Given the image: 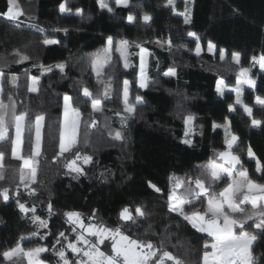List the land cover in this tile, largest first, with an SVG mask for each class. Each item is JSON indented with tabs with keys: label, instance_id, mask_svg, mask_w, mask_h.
<instances>
[{
	"label": "trees",
	"instance_id": "1",
	"mask_svg": "<svg viewBox=\"0 0 264 264\" xmlns=\"http://www.w3.org/2000/svg\"><path fill=\"white\" fill-rule=\"evenodd\" d=\"M61 2L18 0L23 14L15 21L0 18V69L9 76L18 77L15 85L5 83L2 99L17 115L27 111L33 125L31 138L28 127L25 128L22 155L27 157L34 149L35 116L45 117L36 181H29L28 190L20 183L21 170L26 177L28 170L22 160L11 156V140L0 141V151L5 153V181H0V188L10 189L8 201L0 196V253L15 247L17 242L25 249L36 246L51 249L59 232L74 240L72 225L63 215L68 211H78L87 217L96 209V223L124 229L119 217L122 208L137 205L143 206L149 215L135 225L128 224L130 230L127 232L155 243L166 238V250L179 255L188 264L203 253L209 236L193 228L179 213L169 211L170 177L173 174L178 178L188 174L195 178L201 176L214 153L227 148L224 128L213 130L214 122L223 125L226 119L231 121L230 130L239 138L233 146L234 152L247 166L251 177L264 183V171L257 172L256 160L247 155V148L251 146L256 157L264 163V124L251 125L252 118L264 121V108L255 104L256 95L264 96V69H260L258 63L253 65L251 60L252 56L264 52V0H195L189 25L184 24L182 16L165 6L166 0H130L127 8L113 4V13L101 10L97 0H69L71 14L60 13ZM7 6V0H0V13H4ZM184 7L183 0H176L177 12H182ZM77 8L84 10L83 17L75 14ZM233 8L242 14L234 15ZM145 12L153 16L147 25L141 19ZM129 14L137 17L135 22L127 21ZM59 28H68V34L52 31ZM188 32H196L201 37L200 55L195 53V38L188 37ZM46 36L59 39L61 44L44 45L42 41ZM108 36L113 37V50L98 79L91 58L106 46ZM169 37L174 45L187 47L170 52L167 46L156 43ZM121 39L130 42L128 67L124 66L123 56L115 50ZM208 41L217 46L212 53L207 51ZM137 44L149 52L146 88L140 87L141 47ZM16 49L30 59L17 63L19 57L13 55ZM221 49L227 50L223 61L219 58ZM232 51L241 53L239 64L231 59ZM61 61L67 62L63 72L57 68L50 72L45 70ZM40 64L45 68H40ZM172 66L176 67L177 76H164ZM241 67L250 68L249 75L256 81L255 90L244 85L241 93L244 104L253 107V117L247 116L242 105L229 112L228 106L236 100L234 91L224 90L223 95L217 92L220 79L227 86L237 84ZM32 76L39 77V90H27L19 95V89L28 85ZM125 80L129 81L130 100L139 95L146 103L138 106L137 115L122 125L121 117L115 113L123 108ZM100 81L109 87V98L103 101V111L96 112L90 101L83 98L82 89L88 87L94 95L102 96L104 87ZM65 94L72 98L73 107L81 113L77 148L81 154L93 157L90 164H81L86 175L78 179H73L75 174L67 175L68 169L64 167L72 153L59 156ZM8 96L12 97V102ZM141 112L143 119L139 115ZM186 112L197 116L194 134L190 137L193 146L182 143ZM93 120L95 126L91 125ZM116 131L125 139H116ZM9 136L13 139V125L9 128ZM149 180L162 191L156 193L149 188L146 183ZM18 184L20 202L29 208L35 204V214L48 221L46 229L32 222L31 212L26 214L17 207L15 188ZM31 188L36 189L35 195L29 194ZM49 200L54 211L50 218ZM34 232L40 235L33 237ZM46 232H50L47 238L40 239ZM21 237L26 239L21 241ZM56 247L59 249L61 245ZM258 252H264V245ZM44 258L52 264L58 259L51 250L44 253ZM0 264L11 262L0 256ZM21 264H25V260L21 259Z\"/></svg>",
	"mask_w": 264,
	"mask_h": 264
},
{
	"label": "snow or ice",
	"instance_id": "2",
	"mask_svg": "<svg viewBox=\"0 0 264 264\" xmlns=\"http://www.w3.org/2000/svg\"><path fill=\"white\" fill-rule=\"evenodd\" d=\"M184 10L177 12L176 0H166V5L174 13L183 17L184 24L189 25L192 23V6L195 5V0H183ZM69 0H62L59 5L60 13L73 12V9L68 6ZM97 4L101 10H107L109 13H113L117 7H129L130 0H97ZM7 9L4 13H0V18H7L9 20H17L23 11L20 9L18 0H7ZM84 10L77 8L75 14L83 17ZM234 15H241L240 10L237 8L232 9ZM136 16L129 14L127 21L129 23L135 22ZM144 24H150L153 20V16L149 13H144L141 17ZM34 27H36L34 25ZM44 32V29H39ZM53 32H63L67 35L68 28L53 29ZM188 37L195 38V53L200 55L202 48L200 44L201 37L196 32H188ZM44 45H60L61 41L54 37H48L43 39ZM129 41L121 39L116 46L115 50L124 57L125 67H128L127 48ZM161 46H167L168 51L173 49L179 50L180 48H186L187 45H174L172 39L169 37L164 41H156ZM114 40L112 36L106 38V46L98 51L91 58V65L96 72L99 79L103 65L111 58V52L113 50ZM137 47H141L142 53L147 52L141 45L137 44ZM217 46L212 42H207V51L212 53ZM227 50H220V60H225ZM13 55L19 57L17 63L27 61L30 57L19 49L14 50ZM241 53L237 51L231 52V59L237 64L240 63ZM251 60L253 65L259 64L260 69H264V52H261L259 56H252ZM40 68H45L43 64L39 65ZM67 67L66 61L58 62L54 65L46 67V71H52L53 68L59 69L61 72ZM250 68L241 67L240 79L237 81V86L231 91L236 93V100L234 104L228 106L229 112L235 111L236 106L242 105L244 112L248 117H253V107L244 104L241 99V93L243 91V85H247L249 89L255 90L256 81L253 80L250 75ZM167 77H176L177 69L175 66L169 67L164 73ZM18 77L15 74L8 75L3 69H0V95L4 94L5 83H11L15 85ZM31 84L29 86L30 92H37L39 77L32 76ZM148 77L145 71L144 56L141 55L140 65V87H148ZM104 87V93L102 96L94 95V93L88 88L83 87L82 95L87 101H90L93 111H103V101L109 98V87L103 85V81H100ZM223 79L217 83V92L223 95L224 87ZM7 99L12 102V97L8 96ZM185 99H188L185 97ZM72 98L67 94L64 95V121L59 136V156H64L65 153H72V158L67 160L64 167L68 169L67 175H73V179H78L79 176L86 175L84 168L81 166L90 164L93 157L88 154H81L78 145V135L80 127L81 113L78 108H74L71 105ZM122 102L123 108L121 112L115 113V115L121 117L122 125L126 123L128 118L135 117L137 115L138 106H143L146 102L142 96H135L130 100L129 96V81L123 82L122 89ZM255 104L264 108V96L256 95ZM9 104H5L3 99H0V141L11 140V156L22 160L24 168L28 170L29 175L26 177L21 170L20 183L23 184L26 190L29 189V181L35 183L37 175V165L39 160L37 159L41 154L42 144V127L45 119L44 115L35 116V142L34 149L27 157L21 155V151L24 145V132L26 126L29 130V138H31V129L33 127L32 120L29 117L27 111L21 112L19 115L12 112L11 120H9ZM178 108L181 105H177ZM140 118L143 119V113H139ZM180 115V112H177ZM197 116L195 113L186 112L183 116L184 123L186 125L185 137L182 140L183 144L193 146V140L190 138L194 134V122ZM14 124L15 127V139L13 140L9 136V128ZM96 121H91V125L95 126ZM264 124V121L260 119H251V125L258 127ZM223 127L226 139L225 143L227 149L216 153L221 163H217L215 160L210 161L205 166V171L201 176L196 177L195 180L191 178L181 179L174 174L170 177L172 181V187L169 191V211L179 213L185 221L189 222L193 228L197 229L201 233H207L212 238L210 243L203 245V264H264V252H258L259 248L264 245V183H258L256 180L250 178L248 170L243 167L239 156L235 155L232 151L233 146L236 145L238 137L231 132V121L225 120L223 125L213 123V130ZM115 138L123 140L125 137L120 131L115 132ZM73 149H76L73 151ZM247 155L256 160V171H264V163H261L260 159L256 157L251 146L247 148ZM4 160L5 153L0 151V181H5L4 172ZM239 166V168H237ZM103 176L104 173H101ZM223 175L234 177L232 183L228 184L224 188L223 192L218 195H213L209 188L212 183L221 179ZM264 179V177H262ZM205 181H208L206 186ZM148 187L153 189L156 193H160L162 190L151 180L146 182ZM20 185L15 188V195L17 196V207L24 213H32V222L38 225V228H47L48 221L36 215V206L33 204L30 208L26 203H21L19 200ZM183 189V191H179ZM10 189L8 187L0 188V196L6 202L9 200ZM30 195L36 194V189L31 188ZM207 197L206 210H195L190 214L185 212V206L191 205L193 200L200 199L201 197ZM251 205L250 210L243 207V205ZM47 211L49 218L54 215L53 206L51 200L47 204ZM97 210L93 209L90 216H83L78 211H68L63 215L67 218V223L72 225L71 232L76 233L74 240H69L64 232L56 234L55 244L51 249L40 246L32 249H25L20 242H17L15 247L9 248L0 256L4 260L10 261L11 264H21V257L26 256L28 264H44L39 259L41 253L52 251L58 257L57 264H165L166 261H172L174 264H186V261L180 258L179 255H173L172 252L167 251L165 248V239L161 238L158 243H153L152 240L137 237L133 239L129 235H125L120 226L110 228L104 224L96 223ZM149 213L143 206H124L119 214L121 222L124 224L125 231L130 230L128 224L135 225L138 220L146 219ZM254 226L249 225V229L246 230L245 222L253 220ZM88 220V223H85ZM2 223V221H0ZM50 232H46L40 239H46ZM39 232L32 233V236H39ZM94 238L93 239H90ZM25 237H21L23 241ZM30 239V237H29ZM109 240L111 254H108L101 250L100 245L105 243V240ZM56 245H61L57 249ZM70 249L73 254L76 255L75 260H69L66 255V250ZM159 254V255H158Z\"/></svg>",
	"mask_w": 264,
	"mask_h": 264
},
{
	"label": "rangeland",
	"instance_id": "3",
	"mask_svg": "<svg viewBox=\"0 0 264 264\" xmlns=\"http://www.w3.org/2000/svg\"><path fill=\"white\" fill-rule=\"evenodd\" d=\"M119 43V42H118ZM118 43H117V45H118ZM202 48V47H201ZM215 51V50H214ZM128 54V53H127ZM141 55H143L144 56V62H145V71H146V75H147V77H148V58H149V52L147 51V52H144V53H142V51L140 52V59H141ZM124 58V57H123ZM141 62V61H140ZM140 65H141V63H140ZM240 79V78H239ZM221 80V79H220ZM139 81H140V71H139ZM30 84H31V81H30V83L28 84V85H25V86H23V87H21L20 89H19V95H24L26 92H27V90L29 89V86H30ZM225 85V84H224ZM224 85H222V87H224ZM237 86V84L235 85V86H227L226 85V87L224 88V90H231V89H233V88H235ZM244 86V85H243ZM242 86V87H243ZM2 96L3 95H0V99H2ZM6 104V103H5ZM71 105H72V102H71ZM72 107H73V105H72ZM9 120H11V115H12V112H11V108L9 107ZM63 121H64V111H63V120H62V123H63ZM13 125V127H14V124H12ZM62 126H63V124H62ZM42 131V130H41ZM15 139V127H14V136H13V140ZM227 149V148H226ZM225 149V150H226ZM224 151V150H223ZM232 151H233V153L235 154V155H237V156H239L237 153H235L234 152V149H232ZM218 152H221V151H216L215 153H214V155H213V157L211 158V160L210 161H213V160H215L217 163H221L222 161H220V159H219V157L216 155V153H218ZM21 155H22V151H21ZM209 161V162H210ZM208 162V163H209ZM242 162V161H241ZM22 163H23V161H22ZM207 163V164H208ZM206 164V165H207ZM243 164V163H242ZM24 165V164H23ZM205 165V166H206ZM243 167L245 168V169H247V166L245 165V164H243ZM237 168H239V166H237ZM248 170V169H247ZM205 171V167H204V169H203V171L201 172V175H202V173ZM248 173H249V176H250V178L251 179H253L252 177H251V175H250V172H249V170H248ZM188 178H191L192 180H195V177H193V175H191V174H188V175H186V176H184V177H182L181 179H188ZM234 179V177H229V176H226V175H223L222 177H221V179H219V180H217V181H215L214 183H212V185H211V187L209 188V191L213 194V195H218L219 193H221V192H223V190H224V188H226L227 186H228V184H230V183H232V180ZM254 180V179H253ZM205 184H206V186H207V184H208V181H205ZM179 191H183V189H180ZM206 207H207V197H201L200 199H197V200H193L192 201V204L191 205H186L185 206V212L186 213H188V214H190L192 211H195V210H206ZM243 207H245L246 209H249L250 210V208H251V205L250 204H248V205H243ZM256 220V218L254 217L253 218V220H248V221H246L245 222V228H246V230H251V229H249V225H253L254 226V221ZM87 224V223H86ZM121 230L122 231H124V234L125 235H129V236H131L133 239H136L137 237H135V236H133V235H131V234H129L127 231H125L122 227H121ZM75 235H76V233H74ZM207 234V233H206ZM74 238H75V236H74ZM90 239H93V241H94V238H91L90 237ZM212 241V238L209 236L208 237V242L210 243ZM153 242V241H152ZM110 241L109 240H105V243L103 244V245H100V248H101V250L102 251H104V252H106V253H108V254H111V248H110ZM153 243H155V242H153ZM21 245H22V243H21ZM23 247V246H22ZM36 247H40V246H36ZM44 247H46V246H44ZM24 248V247H23ZM35 248V247H34ZM25 249V248H24ZM32 249V248H31ZM26 250H28V249H25V251ZM44 253H46V252H44ZM44 253H41V255H40V257H39V259H41L43 262H44V264H52L48 259H46V258H44ZM66 255H67V257L69 258V260H75L76 259V255L75 254H73L72 252H71V250L70 249H67L66 250ZM159 255V254H158ZM174 255V254H173ZM202 257H203V253H200L194 260H192V261H190L188 264H203V261H202ZM21 259H23V260H25V264H28V259H27V257L26 256H22L21 257ZM57 261H58V259H57ZM57 261H56V264H57ZM165 264H174V262H172V261H166L165 262Z\"/></svg>",
	"mask_w": 264,
	"mask_h": 264
}]
</instances>
